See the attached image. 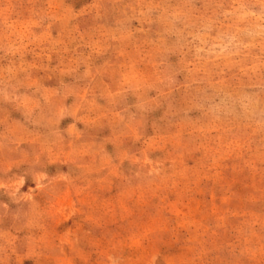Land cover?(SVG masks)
Listing matches in <instances>:
<instances>
[{"label":"rangeland","instance_id":"1","mask_svg":"<svg viewBox=\"0 0 264 264\" xmlns=\"http://www.w3.org/2000/svg\"><path fill=\"white\" fill-rule=\"evenodd\" d=\"M0 264H264V0H0Z\"/></svg>","mask_w":264,"mask_h":264}]
</instances>
